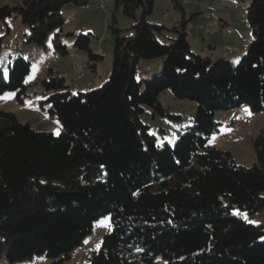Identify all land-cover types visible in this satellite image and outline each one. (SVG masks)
Listing matches in <instances>:
<instances>
[{"label": "trees", "instance_id": "obj_1", "mask_svg": "<svg viewBox=\"0 0 264 264\" xmlns=\"http://www.w3.org/2000/svg\"><path fill=\"white\" fill-rule=\"evenodd\" d=\"M69 1L80 0H29L21 9L26 41L58 36L59 11ZM114 1L128 17L141 14L131 34L116 36L108 79L77 93L62 76L43 80L58 135L0 109V256L15 262L41 254L63 264L109 214L111 229L89 264H151L156 257L168 264H264V225L241 216L264 207V125L251 166L209 141L215 109L248 103L264 110V0L248 5L253 38L236 65L193 52L184 21L162 42L166 27L145 19L155 0ZM75 44L88 48L87 36ZM157 58L160 72L141 88L138 60ZM29 71V60H12L7 77L0 70V93L23 92ZM167 88L198 105L175 143L160 145L141 114L145 107L164 114L158 98Z\"/></svg>", "mask_w": 264, "mask_h": 264}, {"label": "rangeland", "instance_id": "obj_2", "mask_svg": "<svg viewBox=\"0 0 264 264\" xmlns=\"http://www.w3.org/2000/svg\"><path fill=\"white\" fill-rule=\"evenodd\" d=\"M29 0H0V70L7 77L8 65L16 57L30 62L23 92L6 90L0 93V109L10 112L21 123H28L37 131L53 134L60 132V125L49 112L46 98L51 90H46L44 78L55 74L65 79L71 93L87 91L102 85L111 72L112 54L116 36H127L133 32L135 18L124 14L122 6L114 0L69 1L60 8L64 24L58 36L49 34L44 44L27 42L30 28L22 21V7ZM251 0H155L153 10L146 14L149 22L163 24L166 29L159 37L169 42L175 37L172 30L177 22L184 21L188 40L193 52L207 57L211 63L218 58L236 65L246 52L253 38L247 19V8ZM88 4V7L84 5ZM118 29V30H116ZM81 35L87 36L88 48L75 44ZM65 46V51L59 47ZM91 54L98 55L94 59ZM162 68V58L139 59L136 64L135 79L141 82L158 74ZM52 70V73L50 72ZM11 94V98H4ZM159 102L166 109L164 114L145 107L141 120L158 144L173 145L187 126L193 124L198 103L188 98L176 97L170 88L159 94ZM245 109H248L246 112ZM213 118L218 123L217 130L209 136L210 144L229 151L237 164L251 166L257 162L253 146L255 138L264 125V110L255 111L248 103L231 108H217ZM241 216L249 223L264 225V207L253 212L241 211ZM111 229L109 214L101 215L94 223L91 234L82 245L76 247L63 264H89L90 256L98 250L102 238ZM0 264H51L45 255L37 254L31 259L10 262L5 254L0 256ZM135 264H143L138 261ZM151 264H168L156 257Z\"/></svg>", "mask_w": 264, "mask_h": 264}, {"label": "built area", "instance_id": "obj_3", "mask_svg": "<svg viewBox=\"0 0 264 264\" xmlns=\"http://www.w3.org/2000/svg\"><path fill=\"white\" fill-rule=\"evenodd\" d=\"M100 4H101V5H104V0H101V1H100ZM84 6H85V7H88V4H85Z\"/></svg>", "mask_w": 264, "mask_h": 264}, {"label": "snow or ice", "instance_id": "obj_4", "mask_svg": "<svg viewBox=\"0 0 264 264\" xmlns=\"http://www.w3.org/2000/svg\"><path fill=\"white\" fill-rule=\"evenodd\" d=\"M4 98H11V94H9V96H7V97H4ZM245 111L247 112L248 111V109H245ZM59 133L57 132V135H58Z\"/></svg>", "mask_w": 264, "mask_h": 264}]
</instances>
